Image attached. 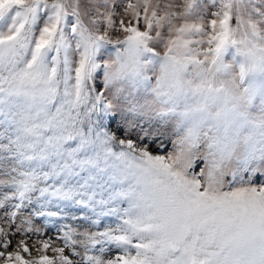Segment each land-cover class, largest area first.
Listing matches in <instances>:
<instances>
[{
	"label": "snow or ice",
	"instance_id": "6c2138e0",
	"mask_svg": "<svg viewBox=\"0 0 264 264\" xmlns=\"http://www.w3.org/2000/svg\"><path fill=\"white\" fill-rule=\"evenodd\" d=\"M0 222V264H264V0H0Z\"/></svg>",
	"mask_w": 264,
	"mask_h": 264
},
{
	"label": "rangeland",
	"instance_id": "374dc122",
	"mask_svg": "<svg viewBox=\"0 0 264 264\" xmlns=\"http://www.w3.org/2000/svg\"><path fill=\"white\" fill-rule=\"evenodd\" d=\"M106 123H109V127L111 128L112 131H116L117 135H123L124 134V128L121 127V117L119 114L115 115L113 118H111L110 121H106ZM117 129H119V131H117ZM139 134V129H136L134 131H131V138L132 139H137V136ZM155 137L149 138V147L150 150L153 151L154 153L158 150V145L160 143V141L162 140L163 143L166 145V148L164 149V151H168L171 149V143L168 139V135L165 134L163 132V130H161V135L159 138H156V142L153 143L152 140ZM41 221H37V224H40ZM0 226L3 227H7V225L3 224V222H0ZM101 230H103V228H101ZM45 235L41 237V239H47L49 238V236H51L54 240H55V236H56V232H55V227L50 225L48 228L45 229ZM13 239V247L15 246L17 240L19 239V237H15L12 238ZM30 247V249L32 250V254L33 255H37V253L35 252V249L32 248V245L34 243V239H27L26 241ZM56 245L59 246V241H55ZM49 255H53L52 253H48ZM25 258L27 257V254H24Z\"/></svg>",
	"mask_w": 264,
	"mask_h": 264
}]
</instances>
